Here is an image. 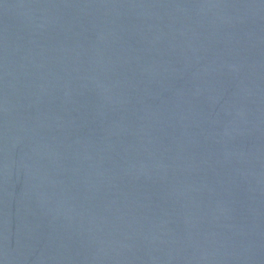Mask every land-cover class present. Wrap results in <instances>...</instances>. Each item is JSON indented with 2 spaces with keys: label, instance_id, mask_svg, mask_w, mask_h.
Masks as SVG:
<instances>
[{
  "label": "water",
  "instance_id": "1",
  "mask_svg": "<svg viewBox=\"0 0 264 264\" xmlns=\"http://www.w3.org/2000/svg\"><path fill=\"white\" fill-rule=\"evenodd\" d=\"M0 264H264V0H0Z\"/></svg>",
  "mask_w": 264,
  "mask_h": 264
}]
</instances>
